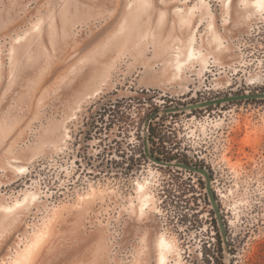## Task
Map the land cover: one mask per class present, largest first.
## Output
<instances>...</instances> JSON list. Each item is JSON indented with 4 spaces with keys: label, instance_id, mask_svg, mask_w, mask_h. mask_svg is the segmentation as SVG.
I'll use <instances>...</instances> for the list:
<instances>
[{
    "label": "rangeland",
    "instance_id": "rangeland-1",
    "mask_svg": "<svg viewBox=\"0 0 264 264\" xmlns=\"http://www.w3.org/2000/svg\"><path fill=\"white\" fill-rule=\"evenodd\" d=\"M262 91L264 0H0V264H264Z\"/></svg>",
    "mask_w": 264,
    "mask_h": 264
},
{
    "label": "water",
    "instance_id": "water-1",
    "mask_svg": "<svg viewBox=\"0 0 264 264\" xmlns=\"http://www.w3.org/2000/svg\"><path fill=\"white\" fill-rule=\"evenodd\" d=\"M264 97V91L262 92H255V93H241V94H229V95H225V96H221V97H215V98H211V99H207V100H203L194 104H190V105H186L184 107H188V108H193V107H199V106H209V105H213V104H219V103H224V102H230V101H235V100H246V99H251V98H261ZM181 107H172V108H166L164 109L165 111H169V110H177ZM158 111H155L153 114H151L145 121V126L148 129V125L150 122V119L153 117L154 114H156ZM147 135H146V142H145V146H144V152L145 154L153 161L155 162H159L161 164H166V165H174V166H178V167H182L188 170H192V171H196L201 173L204 176L205 179V188H206V192L208 194V197L210 199V202L212 204L214 213L216 215L219 227L221 229L222 235L225 238V229H224V224H223V220L217 205V202L215 200V196L213 193V190L211 188V177L210 174L208 173V171L203 168V167H199L196 165H192V164H187V163H182V162H166L163 160H160L158 158H156L155 156H152L151 153L148 150L147 147Z\"/></svg>",
    "mask_w": 264,
    "mask_h": 264
},
{
    "label": "bare ground",
    "instance_id": "bare-ground-1",
    "mask_svg": "<svg viewBox=\"0 0 264 264\" xmlns=\"http://www.w3.org/2000/svg\"><path fill=\"white\" fill-rule=\"evenodd\" d=\"M260 5V4H259ZM193 51V50H192ZM191 52V50H190ZM194 54V52H193ZM140 188H143V185H140ZM149 202V198L148 196H144L143 199H142V203H141V207H140V211L143 210V208L146 207V205L148 204ZM19 203V202H18ZM17 203V204H18ZM21 203V202H20ZM37 237V236H36ZM39 237V236H38ZM36 240V239H35ZM33 244V242H32ZM30 245V244H29ZM28 245V246H29ZM33 245H36V244H33ZM156 246L158 248V260L161 264H164L166 259H167V252L170 251L171 247H172V244L170 243L169 240H167V238L164 236V235H160L157 239V242H156ZM30 248H34V247H31V245L27 248H25L23 250V252L19 255V257L17 259H14L13 263L12 264H20L22 262L23 259H25L30 251L32 249Z\"/></svg>",
    "mask_w": 264,
    "mask_h": 264
},
{
    "label": "trees",
    "instance_id": "trees-1",
    "mask_svg": "<svg viewBox=\"0 0 264 264\" xmlns=\"http://www.w3.org/2000/svg\"><path fill=\"white\" fill-rule=\"evenodd\" d=\"M152 137L154 138L155 136L152 134V129H151V125H149V141H150V147H149V152L151 153L152 156H155L156 158L166 161V162H170L173 161L175 158L172 156H168L164 154V151H159V149L157 147H155V143L152 140ZM184 163V162H182Z\"/></svg>",
    "mask_w": 264,
    "mask_h": 264
}]
</instances>
